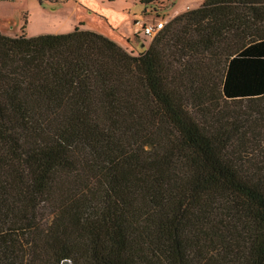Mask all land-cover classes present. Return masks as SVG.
Wrapping results in <instances>:
<instances>
[{
	"label": "trees",
	"instance_id": "16d2710c",
	"mask_svg": "<svg viewBox=\"0 0 264 264\" xmlns=\"http://www.w3.org/2000/svg\"><path fill=\"white\" fill-rule=\"evenodd\" d=\"M0 264H264V0L0 32Z\"/></svg>",
	"mask_w": 264,
	"mask_h": 264
},
{
	"label": "rangeland",
	"instance_id": "374dc122",
	"mask_svg": "<svg viewBox=\"0 0 264 264\" xmlns=\"http://www.w3.org/2000/svg\"><path fill=\"white\" fill-rule=\"evenodd\" d=\"M190 5H196L194 0H162L155 6L134 0H0V32L14 35L23 30L35 35L79 26L115 37L137 54L147 48L152 37L135 21H168Z\"/></svg>",
	"mask_w": 264,
	"mask_h": 264
},
{
	"label": "built area",
	"instance_id": "2783aa9c",
	"mask_svg": "<svg viewBox=\"0 0 264 264\" xmlns=\"http://www.w3.org/2000/svg\"><path fill=\"white\" fill-rule=\"evenodd\" d=\"M167 21L164 19L159 18L157 21L152 22V23H147L144 21H135L137 24H141L142 30L146 33L151 35H155L166 23Z\"/></svg>",
	"mask_w": 264,
	"mask_h": 264
},
{
	"label": "crops",
	"instance_id": "0c3cea01",
	"mask_svg": "<svg viewBox=\"0 0 264 264\" xmlns=\"http://www.w3.org/2000/svg\"><path fill=\"white\" fill-rule=\"evenodd\" d=\"M202 0H194V2L196 3V5H193V6H189V8H194V7H196V6H198L199 4H200V2H201ZM183 9H181V10H179L180 12L182 11ZM178 13V12H177ZM103 34H105V33H103ZM108 37H110V38H112L113 40H115L117 43H119V44H121L120 43V41L117 39V38H115V37H112V36H110V35H108V34H106Z\"/></svg>",
	"mask_w": 264,
	"mask_h": 264
}]
</instances>
